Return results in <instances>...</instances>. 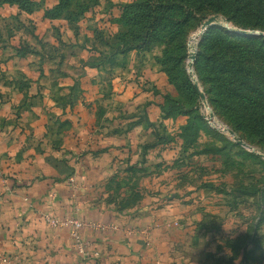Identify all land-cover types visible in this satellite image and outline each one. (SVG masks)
<instances>
[{"label":"rangeland","instance_id":"1","mask_svg":"<svg viewBox=\"0 0 264 264\" xmlns=\"http://www.w3.org/2000/svg\"><path fill=\"white\" fill-rule=\"evenodd\" d=\"M133 1L99 0L90 9L73 6V12L52 16L47 9H55L59 0H29L31 9L23 1L0 0V102L9 86L24 89L38 83L37 90L49 84L51 97L61 93L59 82L70 83L61 70L69 67L63 42L85 43L86 50L77 51L90 63L108 62L110 73L116 66L128 69L135 57V75L127 79L135 78L142 98L125 115L131 121L124 123H147L152 139L141 143L138 162L107 181L106 198L128 212L155 198L156 190H149L155 183H168L163 200L184 203L179 217L205 256L202 264H264V136L249 127L235 129L236 123L211 102L208 83L199 74V53L211 28L249 36L264 31L202 11L176 42H155L122 54L130 27L119 20L123 6ZM216 14L219 20L200 33L204 21Z\"/></svg>","mask_w":264,"mask_h":264},{"label":"crops","instance_id":"2","mask_svg":"<svg viewBox=\"0 0 264 264\" xmlns=\"http://www.w3.org/2000/svg\"><path fill=\"white\" fill-rule=\"evenodd\" d=\"M79 42H63L69 67L61 70L70 83L59 82L61 93L51 97L50 85L36 90L38 83L3 91L0 264L81 263L71 227L53 226L46 215L84 222L83 236L98 252L91 264H202L205 256L179 217L184 203L163 200L168 183H155V198L128 212L106 198L107 181L138 162L152 130L125 116L142 98L135 78L127 79L135 75V57L128 69L110 73L108 62H88Z\"/></svg>","mask_w":264,"mask_h":264},{"label":"trees","instance_id":"3","mask_svg":"<svg viewBox=\"0 0 264 264\" xmlns=\"http://www.w3.org/2000/svg\"><path fill=\"white\" fill-rule=\"evenodd\" d=\"M16 1H23L31 9L29 0ZM98 1L59 0L47 14L73 12V6L87 10ZM202 11L219 13L244 28L264 31V0H135L123 6L119 20L130 27L123 39L129 41L120 53L155 42H176L185 25ZM199 57V74L208 83L206 92L213 105L229 122L236 123L235 129L249 127L264 136V32L232 35L225 28H211ZM193 88L198 91V86Z\"/></svg>","mask_w":264,"mask_h":264},{"label":"built area","instance_id":"4","mask_svg":"<svg viewBox=\"0 0 264 264\" xmlns=\"http://www.w3.org/2000/svg\"><path fill=\"white\" fill-rule=\"evenodd\" d=\"M49 223L53 226L67 225L71 227V239L73 247L81 255L80 264H91V260L98 254L94 249H90L92 246L91 241L83 236L84 222L75 216L68 217L66 219H57L50 215L45 216Z\"/></svg>","mask_w":264,"mask_h":264},{"label":"water","instance_id":"5","mask_svg":"<svg viewBox=\"0 0 264 264\" xmlns=\"http://www.w3.org/2000/svg\"><path fill=\"white\" fill-rule=\"evenodd\" d=\"M218 20H219V15H218V14H216V15H212V16L208 17V18L204 21V23L202 24V26H201V28H200V33L204 32L206 29H208L209 26H211L212 24H214V23L217 22ZM261 34H263V33H261ZM192 58L195 59V55H194V54L192 55ZM201 94H202V97H205V94H204L203 92H201ZM230 132H231L232 134L235 133V131H234L233 129H230ZM239 142H240L241 144L246 145L245 141H243L242 139H239Z\"/></svg>","mask_w":264,"mask_h":264}]
</instances>
